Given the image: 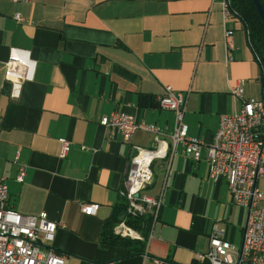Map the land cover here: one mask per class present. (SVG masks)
Returning <instances> with one entry per match:
<instances>
[{
  "label": "crops",
  "instance_id": "0c3cea01",
  "mask_svg": "<svg viewBox=\"0 0 264 264\" xmlns=\"http://www.w3.org/2000/svg\"><path fill=\"white\" fill-rule=\"evenodd\" d=\"M12 59L31 64L17 98L3 76L2 64ZM261 76L241 22L223 17L220 0H0L7 206L60 225L50 246L64 264H209L198 256L208 251L213 225L238 248L247 209L233 204L224 179L209 178L204 151L194 160L180 145L168 168L164 160L152 164L145 193L160 196L161 207L138 240L141 252L103 241V223L123 202L118 191L133 147L148 148L151 136L137 130L125 141L99 119L133 116L161 128L168 142L174 115L156 101L167 85L186 97L187 135L210 144L219 116L241 108L230 89L241 81L245 98L259 99ZM59 139L70 143L63 159ZM93 204L95 214L81 212Z\"/></svg>",
  "mask_w": 264,
  "mask_h": 264
},
{
  "label": "built area",
  "instance_id": "2783aa9c",
  "mask_svg": "<svg viewBox=\"0 0 264 264\" xmlns=\"http://www.w3.org/2000/svg\"><path fill=\"white\" fill-rule=\"evenodd\" d=\"M14 3H27L31 0H11ZM224 18L232 16L227 0H220ZM15 20L22 22L19 15ZM230 31L225 33V38ZM3 76L10 84V97L19 96L22 83L28 79L31 64L28 60H9L2 64ZM230 93L241 101L237 113L219 116L218 127L213 141L205 144L198 138L187 135L183 123L186 97L175 92L170 86H164V92L156 98L158 106L171 111L174 126L168 133V142L162 141L164 131L156 125L137 122L133 116L111 113L99 119V125L113 134H119L128 140L137 130L151 136L148 148L133 147L134 154L126 164L122 185L118 191L125 204L126 214L137 216L148 213L151 217L149 230L156 222L161 207L160 196L145 193L151 184L152 164L155 160H164L168 168L176 147L181 146L184 154L198 160L205 152L208 176L211 180L224 179L231 201L236 206L247 209L241 243L233 248L223 239V232L213 225L208 238V251L199 255L209 264H264V191L257 187V182L264 177V92L259 99L245 98L243 85L238 82ZM58 157L63 159L70 143L59 139ZM24 178L23 169H19L18 182ZM7 187L0 176V264H64L50 244L58 223L49 221L45 214L37 216L22 215L6 204ZM81 212L95 214L98 205H81ZM113 233L121 238L141 240L138 232L120 220L113 228ZM146 241V240H144ZM154 264H166L154 259Z\"/></svg>",
  "mask_w": 264,
  "mask_h": 264
},
{
  "label": "trees",
  "instance_id": "16d2710c",
  "mask_svg": "<svg viewBox=\"0 0 264 264\" xmlns=\"http://www.w3.org/2000/svg\"><path fill=\"white\" fill-rule=\"evenodd\" d=\"M232 16L236 17L242 24L249 46L261 68V83L264 90V25L258 16L251 0H227ZM264 10V0H258ZM124 219L125 223L140 233L142 239L146 238L150 227L151 217L148 213L129 216L126 214L125 204H118L111 215L102 225L103 241L110 245H121L127 248L128 254L140 253L144 247L143 241L121 238L113 233L115 225Z\"/></svg>",
  "mask_w": 264,
  "mask_h": 264
},
{
  "label": "water",
  "instance_id": "95a60500",
  "mask_svg": "<svg viewBox=\"0 0 264 264\" xmlns=\"http://www.w3.org/2000/svg\"><path fill=\"white\" fill-rule=\"evenodd\" d=\"M251 1H252V3L255 6V9H256V11L258 13V16H259V18H260V20L262 22V25H264V10H262L258 0H251Z\"/></svg>",
  "mask_w": 264,
  "mask_h": 264
},
{
  "label": "rangeland",
  "instance_id": "374dc122",
  "mask_svg": "<svg viewBox=\"0 0 264 264\" xmlns=\"http://www.w3.org/2000/svg\"><path fill=\"white\" fill-rule=\"evenodd\" d=\"M258 186L259 187H264V177H261L260 180H259V183H258ZM140 234V233H139ZM141 237V235H139ZM142 238V237H141Z\"/></svg>",
  "mask_w": 264,
  "mask_h": 264
}]
</instances>
